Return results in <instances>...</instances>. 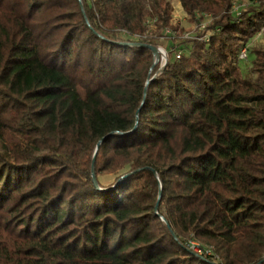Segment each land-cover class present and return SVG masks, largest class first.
<instances>
[{
    "label": "trees",
    "instance_id": "trees-1",
    "mask_svg": "<svg viewBox=\"0 0 264 264\" xmlns=\"http://www.w3.org/2000/svg\"><path fill=\"white\" fill-rule=\"evenodd\" d=\"M179 1L211 17L195 37L169 0H0L10 232L61 217L109 264H264V48L255 77L238 67L264 0ZM168 38L190 54L157 61L148 46Z\"/></svg>",
    "mask_w": 264,
    "mask_h": 264
},
{
    "label": "rangeland",
    "instance_id": "rangeland-1",
    "mask_svg": "<svg viewBox=\"0 0 264 264\" xmlns=\"http://www.w3.org/2000/svg\"><path fill=\"white\" fill-rule=\"evenodd\" d=\"M169 1L173 9V23L186 31L185 37H195L201 30L210 25V16H204L200 24L188 17L179 0ZM166 34L169 37L176 36L172 30H167ZM159 48L163 51L172 52L174 55H189L191 45L182 42L180 39L172 41V38H168L160 43ZM260 48H264V28L243 43L240 48V52L242 50L247 52V60L239 59L238 62V67L244 77H255L252 67L255 51ZM161 59L165 61L164 58ZM4 147L3 142L0 141V148L4 149ZM120 173L100 177V181L105 186H109ZM72 227L73 224L64 223L61 217L54 218L49 220L38 234L31 238H24L10 232L0 221V256L21 264H109L108 261L102 259L100 252H91L94 249L91 241L88 244L83 241L76 242L77 234H71ZM131 262L134 263L133 261L129 263ZM122 264H127V261Z\"/></svg>",
    "mask_w": 264,
    "mask_h": 264
},
{
    "label": "built area",
    "instance_id": "built-area-1",
    "mask_svg": "<svg viewBox=\"0 0 264 264\" xmlns=\"http://www.w3.org/2000/svg\"><path fill=\"white\" fill-rule=\"evenodd\" d=\"M236 7V6H235ZM162 51V50H161ZM163 52V54H164V51H162ZM180 56H181V54H178V58H180ZM164 59H165V61H163V63L165 64V62H166V57H165V55H164V57H163ZM239 59H243V60H247V52H246V50H242L241 51V53H240V55H239ZM192 245H191V248H192V250L194 251V252H196V253H198V254H200V255H202V251H201V249H199V247H198V244L197 243H195V242H192L191 243ZM210 253V252H209Z\"/></svg>",
    "mask_w": 264,
    "mask_h": 264
},
{
    "label": "water",
    "instance_id": "water-1",
    "mask_svg": "<svg viewBox=\"0 0 264 264\" xmlns=\"http://www.w3.org/2000/svg\"><path fill=\"white\" fill-rule=\"evenodd\" d=\"M148 47H149V49H150V50L156 55V57H157V61H160V59L164 57L163 52L160 51L159 48L154 47V46H148ZM159 52H160V53H159ZM93 180H94V183L98 186V185H99V184H98V180L96 179L94 172H93Z\"/></svg>",
    "mask_w": 264,
    "mask_h": 264
},
{
    "label": "bare ground",
    "instance_id": "bare-ground-1",
    "mask_svg": "<svg viewBox=\"0 0 264 264\" xmlns=\"http://www.w3.org/2000/svg\"><path fill=\"white\" fill-rule=\"evenodd\" d=\"M160 49V51L162 50L161 48H159ZM163 51V50H162ZM160 53V52H159Z\"/></svg>",
    "mask_w": 264,
    "mask_h": 264
}]
</instances>
